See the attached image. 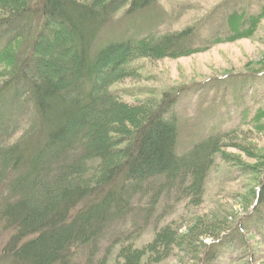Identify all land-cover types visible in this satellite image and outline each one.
<instances>
[{
    "label": "trees",
    "instance_id": "1",
    "mask_svg": "<svg viewBox=\"0 0 264 264\" xmlns=\"http://www.w3.org/2000/svg\"><path fill=\"white\" fill-rule=\"evenodd\" d=\"M153 1L0 0V186L17 194L0 204V221L13 230L0 264H54L76 244L95 248V237L153 178L196 197L202 190L223 135L177 154L173 96L164 93L144 111L113 110L117 96L109 89L130 75L124 65L136 57L203 50L190 45L193 31L149 33L92 52L115 11ZM262 16L264 5L257 14H229L227 40L248 35ZM253 198L252 226L264 219V184ZM222 237L206 246L202 264L217 258Z\"/></svg>",
    "mask_w": 264,
    "mask_h": 264
},
{
    "label": "rangeland",
    "instance_id": "2",
    "mask_svg": "<svg viewBox=\"0 0 264 264\" xmlns=\"http://www.w3.org/2000/svg\"><path fill=\"white\" fill-rule=\"evenodd\" d=\"M263 5L264 0H154L132 13L121 8L100 27L92 52L149 33L191 29L190 45L203 50L125 63L130 75L109 86L117 96L113 110L154 108L167 93L175 98L170 113L177 121V154L212 135H223L222 146L212 153L197 197L163 185V176L153 178L95 237V248L76 244L54 264H202L206 246L218 236L223 243L210 264H264V219L252 226L250 216L254 192L264 184V16L248 35L227 40L233 34L229 14H257ZM241 145L248 153L238 150ZM16 197L0 186V204ZM12 232L0 221V260Z\"/></svg>",
    "mask_w": 264,
    "mask_h": 264
}]
</instances>
